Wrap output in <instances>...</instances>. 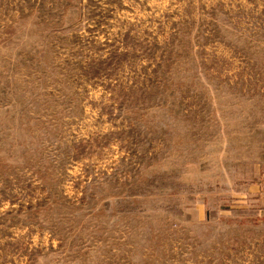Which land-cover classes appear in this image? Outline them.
Returning <instances> with one entry per match:
<instances>
[{
  "label": "rangeland",
  "instance_id": "obj_1",
  "mask_svg": "<svg viewBox=\"0 0 264 264\" xmlns=\"http://www.w3.org/2000/svg\"><path fill=\"white\" fill-rule=\"evenodd\" d=\"M0 264H264V0H0Z\"/></svg>",
  "mask_w": 264,
  "mask_h": 264
}]
</instances>
